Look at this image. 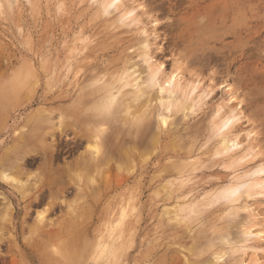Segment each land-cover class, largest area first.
Returning a JSON list of instances; mask_svg holds the SVG:
<instances>
[{"label":"rangeland","instance_id":"obj_1","mask_svg":"<svg viewBox=\"0 0 264 264\" xmlns=\"http://www.w3.org/2000/svg\"><path fill=\"white\" fill-rule=\"evenodd\" d=\"M117 4L0 0V264H264V0ZM199 34L230 57L156 93Z\"/></svg>","mask_w":264,"mask_h":264},{"label":"bare ground","instance_id":"obj_2","mask_svg":"<svg viewBox=\"0 0 264 264\" xmlns=\"http://www.w3.org/2000/svg\"><path fill=\"white\" fill-rule=\"evenodd\" d=\"M112 2H118V4L116 5V9H125V7H127L126 4V0L123 2L121 0H112ZM128 2V1H127ZM105 6H107L105 4ZM128 8V7H127ZM108 11V10H107ZM216 11V10H215ZM171 10H169V14ZM129 12L127 11L126 14H128ZM145 12H143L142 14H144ZM125 14V15H126ZM152 15V14H151ZM156 20V19H155ZM215 20V19H214ZM239 20L241 21L240 18L235 20V24L239 23ZM224 22V21H223ZM218 23V22H217ZM222 23L221 21L219 22V24ZM210 25H215L216 24V20L212 21L211 23H209ZM234 24V26H235ZM225 26V25H224ZM172 27V24H169V32H172L170 30V28ZM179 27V26H178ZM221 28V27H220ZM219 28V29H220ZM230 27H228V29L226 30L228 32ZM176 29V28H173ZM172 29V30H173ZM218 29V30H219ZM225 29V28H224ZM232 30V29H230ZM216 31V29H215ZM224 32V31H223ZM225 32V34L227 33ZM200 33V32H197ZM203 34V33H202ZM217 34V33H216ZM225 34H220L219 36H216V40L213 41L215 43V46L220 45L219 42L222 38H224L223 36ZM204 35V34H203ZM208 35V34H207ZM199 35H197L196 41L194 42H187L186 44L185 41H181L180 37H176V39H174L173 37H171V35L169 36V49L168 48H159V54H162L163 52H165L166 49H168L169 52V56H170V72L166 73L165 72V67L163 66V64H159L157 65L152 63L149 64L150 61H148L150 58H147V60L145 59V62L147 64L146 66V71L148 73V76L150 78V80L153 81L154 83V89L156 93H173V92H180L182 94V96H188L191 95L192 90H187L188 89V85H187V81L191 82V81H195V79L199 76H201L203 74L204 69L202 70V68L204 66H210L212 63L216 64L219 60H221V58H226V57H230L227 54H223L221 52H216L214 53L213 50L211 49H207V47H204L205 43H203V41L201 42V40H203V36H201V38L199 37ZM211 38V37H210ZM214 38V37H213ZM215 39V38H214ZM144 40V39H143ZM142 40V41H143ZM194 40V38H193ZM208 42V40H207ZM212 43V42H211ZM149 45L146 41L144 43V45L142 46V51L141 54L147 56L149 53ZM225 46V45H224ZM215 48V47H214ZM121 49V46L118 45V41H117V47H116V51H119ZM151 49V48H150ZM226 49V48H225ZM223 50V49H222ZM213 51V53L211 52ZM220 51V49H219ZM199 54H196V53ZM121 54H124V50L120 52ZM232 53V52H231ZM127 56V54H126ZM125 56V57H126ZM226 60V59H225ZM121 63V62H120ZM117 63L121 66V68H126L127 64L129 63L128 60L123 61L121 64ZM224 63V62H223ZM115 63V65H117ZM132 65V64H131ZM166 65V64H165ZM133 67V66H132ZM221 68V67H220ZM217 71V70H216ZM227 72V71H226ZM218 73V72H217ZM223 73V72H222ZM132 75L137 76L135 79L131 80L130 82L133 84V87H135L136 92L135 93V98L134 100H136L139 97H142L144 94V90H142V86L140 87V83L139 81H137L139 79L138 76L140 75H136L135 72L131 73ZM178 74L181 75V78L176 80L178 78ZM227 74V73H226ZM216 75V74H215ZM177 77V78H176ZM214 77V76H213ZM235 78V77H234ZM183 79V84L180 83V80ZM215 78H213L214 80ZM199 80V79H198ZM216 80V79H215ZM197 81V80H196ZM205 83V82H204ZM171 84V86H170ZM237 86V85H236ZM235 86V88H236ZM170 87V89H169ZM239 87V85H238ZM149 90H152V87H148ZM134 89V88H133ZM248 92V91H247ZM110 93V92H109ZM245 94V93H244ZM248 94V93H247ZM148 97H150L148 95ZM248 101V100H247ZM140 103V102H139ZM149 103V102H148ZM145 106L147 107V105H145L144 103H140L139 105H137V107H142ZM230 108V107H228ZM215 109V108H214ZM231 109V108H230ZM228 109V110H230ZM234 109V108H233ZM230 110V111H234V110ZM217 110V109H216ZM218 111V110H217ZM251 111V110H250ZM149 112H152V110H149ZM253 112V111H252ZM217 114V112H216ZM219 115V114H218ZM235 117V115H233ZM219 117V116H218ZM234 119V118H233ZM233 119H228L226 122L223 120V122H225V124H223L224 127H226L225 131L223 132V139H222V145H224V143H226L228 135H230L233 131V129L235 128V123ZM222 121V120H221ZM211 122V121H210ZM238 124V123H237ZM236 124V125H237ZM163 125V123H162ZM239 125V124H238ZM229 140V139H228ZM78 164V163H77ZM76 164V165H77ZM45 175H48L49 172L45 171L44 172ZM51 175V174H50ZM5 181L8 182V178L4 177ZM40 219V218H39ZM38 220V219H37Z\"/></svg>","mask_w":264,"mask_h":264}]
</instances>
